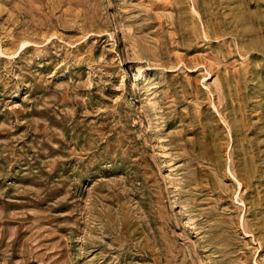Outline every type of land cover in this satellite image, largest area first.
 Returning a JSON list of instances; mask_svg holds the SVG:
<instances>
[{
    "label": "rangeland",
    "instance_id": "1",
    "mask_svg": "<svg viewBox=\"0 0 264 264\" xmlns=\"http://www.w3.org/2000/svg\"><path fill=\"white\" fill-rule=\"evenodd\" d=\"M0 264H264V0H0Z\"/></svg>",
    "mask_w": 264,
    "mask_h": 264
}]
</instances>
